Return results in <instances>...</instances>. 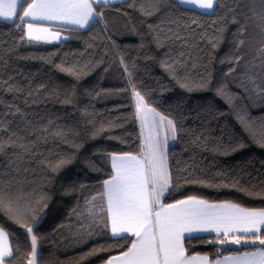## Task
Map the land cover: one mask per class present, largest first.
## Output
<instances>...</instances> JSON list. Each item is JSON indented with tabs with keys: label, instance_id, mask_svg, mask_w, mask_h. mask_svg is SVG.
Listing matches in <instances>:
<instances>
[{
	"label": "trees",
	"instance_id": "trees-1",
	"mask_svg": "<svg viewBox=\"0 0 264 264\" xmlns=\"http://www.w3.org/2000/svg\"><path fill=\"white\" fill-rule=\"evenodd\" d=\"M95 11L100 23L58 26L66 38L55 43L0 20V193L37 236L39 264H103L131 246L134 235L113 238L88 207L113 171L110 154L141 152L135 92L176 126L163 203L264 208V0H220L214 15L177 0ZM0 228L13 251L5 263L27 264L25 227L0 211ZM223 240L184 246L211 260L264 247Z\"/></svg>",
	"mask_w": 264,
	"mask_h": 264
},
{
	"label": "snow or ice",
	"instance_id": "snow-or-ice-1",
	"mask_svg": "<svg viewBox=\"0 0 264 264\" xmlns=\"http://www.w3.org/2000/svg\"><path fill=\"white\" fill-rule=\"evenodd\" d=\"M109 2L0 0V20L11 21L16 27L25 26V35L29 40H41L45 39L42 34L48 33L49 28L36 21H67L85 28L90 22H101L97 18L102 17L103 13L96 12L93 5ZM219 3L220 0H178L179 5H190L192 9L198 8L213 15ZM54 38L59 39V35L56 34ZM239 43L243 44L244 41L240 40ZM135 97L136 116L143 136L141 152L139 155L130 152L110 154L113 171L110 178L103 181V192L100 195L104 198L101 209L110 221L112 237L126 239L125 234L131 233L136 239L126 251L109 259L107 264H193L196 261L200 264H221L219 260L209 262L206 255L187 256L183 244L185 232L191 236L196 231H223L222 243L228 242L229 233H243L233 235L231 243L255 245L258 242L264 246V208H243L227 201L210 204L195 196L175 203L162 202V197L173 185L166 152L168 135L165 133L161 139L160 129L164 128L166 122L171 138L175 140L176 126L172 120L149 107L139 92H135ZM0 211L9 213L10 218L22 224L26 234L31 235V259L27 264H36L37 236L32 234V227L23 222L21 210L15 201L6 198V193H0ZM103 226L108 228L109 223ZM7 235L0 228V264H5V258L13 255ZM224 260L231 264H264V247L236 256H226Z\"/></svg>",
	"mask_w": 264,
	"mask_h": 264
},
{
	"label": "crops",
	"instance_id": "crops-1",
	"mask_svg": "<svg viewBox=\"0 0 264 264\" xmlns=\"http://www.w3.org/2000/svg\"><path fill=\"white\" fill-rule=\"evenodd\" d=\"M120 1H124V0H110V2L109 3H115V2H120ZM178 1V0H177ZM108 3V4H109ZM101 4H103V3H101ZM97 4H94L93 5V7H94V9H95V6H96ZM99 5V4H98ZM183 6H187V7H191L190 5H183ZM196 9H198V8H196ZM198 10H200V11H203V12H206V11H204V10H201V9H198ZM35 23H38L39 25H41V26H43V27H47V28H49V32L48 33H44V34H42L44 37H45V39H41V40H31V41H33V42H38V43H55V42H59V41H61V40H64L65 38H66V35L64 34V32L62 31V30H60L59 28H58V26H66V27H76V28H81V27H79L78 25H74V24H72V23H70V22H67V21H36ZM92 22H90L89 23V25L91 24ZM88 25V26H89ZM24 28H25V31H26V27L24 26ZM85 28H87V27H85ZM56 34H58L59 35V39H56V38H54V36L56 35ZM150 107V106H149ZM135 108H136V103H135ZM152 108V107H151ZM156 111V110H155ZM156 112H158V111H156ZM159 113V112H158ZM160 115L161 116H164V115H162L161 113H160ZM165 117V116H164ZM138 118V117H137ZM167 118V117H166ZM156 119L158 120L159 119V117H156ZM168 119V118H167ZM138 122H139V127H140V121H139V119H138ZM160 131H161V139H163V136H164V134L166 133L167 135H168V141H167V146H166V152H167V158H168V153H169V150H170V148L175 144V141H176V139L175 140H173L172 138H171V133H170V131H168V128H167V123L165 122V125H164V128L163 129H160ZM140 132H141V127H140ZM145 132H147V129H145ZM141 138H142V144H143V136L141 135ZM110 162H111V160H110ZM168 167H169V163H168ZM170 189V188H169ZM169 191V190H168ZM167 193V192H166ZM165 193V194H166ZM165 196V195H164ZM185 199H187V198H185ZM198 199H201V198H198ZM203 200H205V199H203ZM207 201V200H206ZM162 202H163V197H162ZM210 204H212V203H215V204H219V203H224V202H210V201H208ZM173 203H175V202H173ZM235 204V203H234ZM101 206H102V204H101V202L99 203V206H98V208L96 209V212H98L99 211V208H101ZM242 207V206H241ZM243 208H245V207H243ZM96 220V219H95ZM104 223H109V227L108 228H105L103 225H104ZM97 224L98 225H100L101 227H103V228H105V229H107L108 231H109V233H110V235H111V231H110V221H106V222H103V223H101V222H97ZM264 228H262V230H263ZM127 234H131V233H127ZM207 234H216V235H224V233H223V231H221V232H219V233H217L215 230H208V231H196V232H194V233H192L191 234V236H197V235H207ZM126 235V234H125ZM233 235H243V233H229V237H232ZM112 236V235H111ZM191 236H189V233H187V232H185L184 233V237L186 238V237H191ZM184 238V239H185ZM7 239H8V243H9V245H10V241H9V237H8V235H7ZM136 239V237L134 236V240ZM133 240V241H134ZM230 241H231V238L229 239ZM183 244H184V240H183ZM11 246V245H10ZM184 248H185V246H184ZM261 248V247H260ZM258 249V248H257ZM257 249H254V250H247V251H240V252H235V253H230V254H226V255H223V256H221V257H219V258H217L216 260H219V261H221V264H231V262H226L225 260H224V258L226 257V256H236L237 254H240V253H243V252H252V251H256ZM122 254V253H121ZM121 254H118V255H114V256H119V255H121ZM186 255L187 256H205L206 254H192V255H188L187 253H186ZM114 256H112V257H114ZM206 256H208V255H206ZM112 257H110L109 259H111ZM208 258H209V262H214V261H216V260H211L210 259V257L208 256ZM108 259V260H109ZM107 260V261H108ZM107 261L105 262V263H103V264H107ZM6 264V263H5ZM193 264H200V262L199 261H196V262H193Z\"/></svg>",
	"mask_w": 264,
	"mask_h": 264
},
{
	"label": "rangeland",
	"instance_id": "rangeland-1",
	"mask_svg": "<svg viewBox=\"0 0 264 264\" xmlns=\"http://www.w3.org/2000/svg\"><path fill=\"white\" fill-rule=\"evenodd\" d=\"M134 101L136 103L135 93H134ZM94 197H96V199L93 200V198H92L89 202V207H88L90 210L91 218L93 221L96 219L97 222H101V223L106 222L107 221V214L104 211H102L101 208H99V211L96 212V209L98 208L99 203L100 202H101V204L104 203V198L99 194L94 196Z\"/></svg>",
	"mask_w": 264,
	"mask_h": 264
},
{
	"label": "water",
	"instance_id": "water-1",
	"mask_svg": "<svg viewBox=\"0 0 264 264\" xmlns=\"http://www.w3.org/2000/svg\"><path fill=\"white\" fill-rule=\"evenodd\" d=\"M32 234H33V232H32ZM30 241H31V235H30ZM29 259H31V256H30ZM36 264H39V245H38V243H37V257H36Z\"/></svg>",
	"mask_w": 264,
	"mask_h": 264
}]
</instances>
